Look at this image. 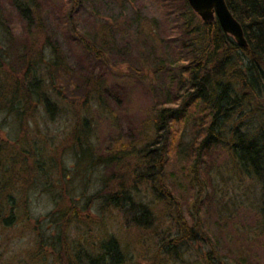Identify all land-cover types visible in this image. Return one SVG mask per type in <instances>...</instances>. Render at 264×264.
Returning a JSON list of instances; mask_svg holds the SVG:
<instances>
[{
  "label": "rangeland",
  "instance_id": "1",
  "mask_svg": "<svg viewBox=\"0 0 264 264\" xmlns=\"http://www.w3.org/2000/svg\"><path fill=\"white\" fill-rule=\"evenodd\" d=\"M80 1L68 25L67 0H35L40 30L34 12L0 0V264H75V252L93 257L110 237L126 264H236L242 253L261 261L260 187L222 151L197 162L199 172L210 166L207 184H190L193 124L175 126L179 147L168 142L161 167L173 206L135 179L153 104L168 86L158 0ZM123 191L150 210L147 229L136 206L107 204ZM172 210L201 241L171 242Z\"/></svg>",
  "mask_w": 264,
  "mask_h": 264
},
{
  "label": "trees",
  "instance_id": "2",
  "mask_svg": "<svg viewBox=\"0 0 264 264\" xmlns=\"http://www.w3.org/2000/svg\"><path fill=\"white\" fill-rule=\"evenodd\" d=\"M158 2L162 19L168 25L166 53L159 59L168 86L153 104L149 121L154 134L142 149L135 179L143 184L149 182L157 192V198L173 206L167 187L159 186L161 167L169 151L168 142L172 145V151L179 147L183 130L176 136L175 126L193 124L195 137L185 149L193 160L188 168L190 184L197 180V176L207 184L205 179H210V166L202 172H199V168L207 162L210 164L218 151L225 152L231 156L236 169L243 176L259 185L258 209L261 218H264V0H225L242 28L247 47H239L223 32L216 19L209 24L202 23L186 0ZM13 3L21 12H34L38 29L43 30L35 0H13ZM68 5L70 10L66 20L69 25L70 18L73 20L75 17L73 8H82L83 2L67 0ZM83 49L89 52L86 45ZM93 59L100 61L95 53ZM28 86L29 82L22 87L24 96L32 91ZM178 153L182 155L183 151L179 150ZM200 159L203 162L199 167L197 162ZM2 160L1 157L0 164ZM115 161L116 165L121 163V159ZM168 190L171 193L170 187ZM106 202L113 207L130 204L131 210L136 206L135 222L147 229L146 224L151 221L150 210L132 201L125 191L108 193ZM172 211L178 235L171 242L180 245L183 241H201L195 230L197 228L188 225L179 212ZM261 250V261L253 259L249 253H242L237 257L236 264H264V244ZM72 258L75 264L81 263L82 258L86 264L127 263L118 242L112 237L101 242L97 255L90 257L80 251L78 254L75 252ZM66 264H70V261L67 260Z\"/></svg>",
  "mask_w": 264,
  "mask_h": 264
},
{
  "label": "water",
  "instance_id": "3",
  "mask_svg": "<svg viewBox=\"0 0 264 264\" xmlns=\"http://www.w3.org/2000/svg\"><path fill=\"white\" fill-rule=\"evenodd\" d=\"M186 2L202 23L209 24L216 19L223 32L239 47H247L242 28L233 17L225 0H186Z\"/></svg>",
  "mask_w": 264,
  "mask_h": 264
}]
</instances>
